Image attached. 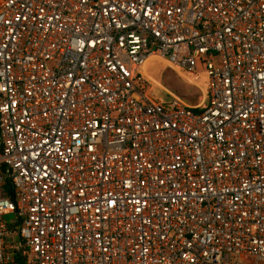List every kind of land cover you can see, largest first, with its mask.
<instances>
[{"label":"built area","instance_id":"obj_1","mask_svg":"<svg viewBox=\"0 0 264 264\" xmlns=\"http://www.w3.org/2000/svg\"><path fill=\"white\" fill-rule=\"evenodd\" d=\"M16 258L264 264V0H0V264Z\"/></svg>","mask_w":264,"mask_h":264},{"label":"rangeland","instance_id":"obj_2","mask_svg":"<svg viewBox=\"0 0 264 264\" xmlns=\"http://www.w3.org/2000/svg\"><path fill=\"white\" fill-rule=\"evenodd\" d=\"M146 72L160 86L165 87L172 94L183 99L189 106L198 105L202 101V91L181 77L177 72L170 69L165 62L159 59H152L146 67ZM199 72L202 73L199 79L201 88L202 86L207 88L206 78L203 75L202 69H199ZM153 93L157 100L163 102L169 100L164 91L157 85L153 86Z\"/></svg>","mask_w":264,"mask_h":264},{"label":"trees","instance_id":"obj_3","mask_svg":"<svg viewBox=\"0 0 264 264\" xmlns=\"http://www.w3.org/2000/svg\"><path fill=\"white\" fill-rule=\"evenodd\" d=\"M6 190H7V195L12 199V200H14V198H15V192H14V190H13V188L11 187V185L8 183L7 185H6ZM16 225H19V223L18 224H16ZM17 260H19V263L20 264H25L24 262H22V261H20V259L19 258H16Z\"/></svg>","mask_w":264,"mask_h":264},{"label":"bare ground","instance_id":"obj_4","mask_svg":"<svg viewBox=\"0 0 264 264\" xmlns=\"http://www.w3.org/2000/svg\"><path fill=\"white\" fill-rule=\"evenodd\" d=\"M150 60H151V59H150ZM150 60L148 61V63L150 62ZM148 63L146 64V67H147ZM147 74H148V73H147Z\"/></svg>","mask_w":264,"mask_h":264}]
</instances>
